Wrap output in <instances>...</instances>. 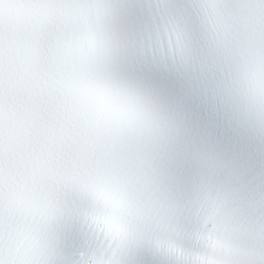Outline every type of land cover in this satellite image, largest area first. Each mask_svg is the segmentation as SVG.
<instances>
[{
    "label": "snow or ice",
    "instance_id": "6c2138e0",
    "mask_svg": "<svg viewBox=\"0 0 264 264\" xmlns=\"http://www.w3.org/2000/svg\"><path fill=\"white\" fill-rule=\"evenodd\" d=\"M0 264H264V0H0Z\"/></svg>",
    "mask_w": 264,
    "mask_h": 264
}]
</instances>
